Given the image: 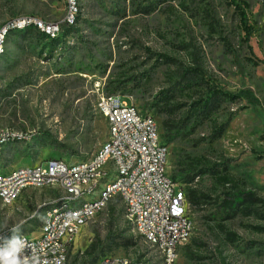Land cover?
<instances>
[{
	"label": "rangeland",
	"instance_id": "rangeland-1",
	"mask_svg": "<svg viewBox=\"0 0 264 264\" xmlns=\"http://www.w3.org/2000/svg\"><path fill=\"white\" fill-rule=\"evenodd\" d=\"M245 1L250 17L261 28L249 40L226 0H74L76 22L74 18L66 21V0H0V29L20 17L57 24L58 32L47 34L50 38L59 35L63 24L75 28L53 46L47 38L24 40L14 32L6 35L0 57V128L16 131L22 139L1 148L0 172L40 163L45 166L50 159L67 163L90 159L108 135V124L96 109L98 97L107 94V84L115 80H138L127 82L126 89L115 94L124 93L127 101L131 98L159 128L163 115L155 114L152 104L170 87V72L198 66L202 85L197 94L212 87L240 97L223 101L212 116L217 125H224L212 143L208 142L212 132L208 120L192 137L205 138L198 146L191 140L165 145L167 173L172 175L183 152L224 164L231 179L228 190L234 186L252 192L260 200L255 206L260 216L239 214L220 220L223 213L216 205L188 206L193 229L190 239L178 247L173 264H264V2ZM144 6L153 10L144 13ZM161 55L174 62H164ZM245 91L251 97L241 94ZM183 94L178 99L186 102L197 95L192 91ZM47 137L60 148L43 147ZM174 182L185 196L187 185L181 177ZM193 186L212 197L222 190L206 175L195 178ZM58 195L56 189L28 187L12 204L0 200V224H20L23 234L39 238L34 220H41L45 203ZM116 199L108 203L114 207L112 229L133 236ZM108 210L106 206L81 226L68 264H79L82 258L74 263L72 257L96 238L105 237ZM225 232L233 233L235 241L229 242ZM133 238L135 246L111 253L134 260L137 253H144L152 263L162 264L156 250L139 237ZM191 238L202 245L191 243ZM188 252L201 258L187 257Z\"/></svg>",
	"mask_w": 264,
	"mask_h": 264
},
{
	"label": "trees",
	"instance_id": "trees-1",
	"mask_svg": "<svg viewBox=\"0 0 264 264\" xmlns=\"http://www.w3.org/2000/svg\"><path fill=\"white\" fill-rule=\"evenodd\" d=\"M191 2L193 0H190ZM230 6H232L239 18V25L243 31L246 40L258 35L260 29L257 26V22L253 20L249 13V5L245 0H226ZM264 2V0H263ZM153 10L150 6H144L142 12L150 13ZM78 16L75 15L74 22L77 21ZM75 28L69 24H63L60 27V33L56 37L50 38L49 35L41 31L35 24L29 23L24 29H12L7 34L8 36L12 33L14 36L20 35L21 39L24 40H40L49 39L48 45L53 46L57 44L61 39L69 36ZM164 58V62H174L172 58L161 55ZM199 67H180L175 71L170 72L169 77L172 80L170 87L161 92L160 97L154 100L152 107L154 108V113L158 116L163 115L159 130V138L163 145L171 144L177 140H191L195 146L199 143L205 141V138H198L196 140L192 139L195 132L200 124L204 121L210 120L212 132L209 136V143L218 139L223 131L222 124L217 125L216 121L212 119V116L220 107L221 103L225 100H236L240 97V94H233L227 92L226 90L216 89L209 87L205 93H198V87H201L202 82L199 78ZM130 82L138 83L135 77H132ZM127 80H115L112 83L107 84V94L114 95L115 92L119 90H125L127 87ZM187 91H192L196 97H193L189 102L180 101L179 97L185 96L183 93ZM245 97H251L249 92L245 91ZM122 96H125L122 93ZM158 126V125H157ZM7 143L8 144H11ZM43 147L49 148H60L59 143H53L49 141V137L44 139L42 142ZM176 169L173 170L170 176L171 180L174 182L177 177H181L182 182L187 185L184 195L188 206L191 208L216 205L217 208L221 210L223 216L220 220H227L229 218L235 217L236 215H256L255 208L256 203L260 200L252 192H245L237 187L230 188V175L226 172V167L224 164L212 161L206 158L204 155H190L183 152L177 161ZM208 176L214 180L215 185L221 188L220 195L212 197L210 192L203 191L199 188L192 187L195 178L202 176ZM117 200V199H116ZM108 215H109V227H107V233L105 237L100 239H95L88 244L85 250L81 254H76L72 257V262H76L78 258H82L79 264H92L95 263L99 258L105 255H115L116 253H111L114 249L118 248H129L135 246L134 238L131 235L124 236L125 230H113V214L114 207L109 204L107 205ZM40 224V218L34 220V225ZM129 227V226H128ZM259 229V228H257ZM225 238L229 242L235 241V236L231 232H225ZM190 239V238H189ZM191 243L200 246L202 245L196 239L191 238ZM188 246L187 248H189ZM179 250V249H178ZM187 257H198L196 254L188 252L185 254ZM137 264H156L152 263L149 259H146L144 253H137L136 256Z\"/></svg>",
	"mask_w": 264,
	"mask_h": 264
},
{
	"label": "bare ground",
	"instance_id": "bare-ground-1",
	"mask_svg": "<svg viewBox=\"0 0 264 264\" xmlns=\"http://www.w3.org/2000/svg\"><path fill=\"white\" fill-rule=\"evenodd\" d=\"M74 0H72L71 5V15L69 21H72L73 10H74ZM264 18V13H263ZM31 23L30 21H20L16 26H11L4 28L0 32V57L3 51V45L7 33L12 29H17L19 27H24ZM41 31L51 36H54L52 32L45 28L41 24H35ZM96 109L99 112L100 110V101H97ZM100 113V112H99ZM131 114L134 118L141 119H150L151 115L141 112L135 105L131 106ZM108 124V135L104 144L93 154V156L85 161H77L73 163H67L60 159H50L47 162L50 164L68 166V169H76V163L81 166H90L99 161L102 152L106 150L107 147H115V125L114 123ZM152 126L150 132V143L152 146H156L157 149L164 150L163 153V162L166 165H160V177L163 178L168 183H173L170 176L167 173V156L168 150L165 145H163L159 138L157 124L152 117ZM6 130L9 132H14V136H2L0 137V150L7 143L14 142L16 140L22 139V134L8 129L0 128V132ZM145 160V152H140V150L131 151V158L128 161V166H125L122 159L119 156H106V159L96 163V166L90 167L88 172L78 175L75 177V180L65 181L63 180V174H54V179H43L40 181H31L28 184L19 185L15 189V197L13 201L17 200L22 191L27 187L34 188H44V187H57L61 195H72L74 192H79V198L74 199V203H67L65 198H57L52 204H48L49 207L44 211V214L41 217V222L39 225V231L41 236L36 239H32L27 235L23 234L25 240L29 244H37V241H43V239L48 238V231H43L47 229H52L54 223L63 221V218L72 215H81L85 211L90 210V208H95L94 213L91 215H85L83 217V222H81V217H74L71 219V226H81L86 225L89 220L98 215L108 203H100V199L104 198L106 201H112L116 198L119 199V192L109 191V189L115 188L116 185H120V182L124 178H130V174L137 172L139 166L143 164ZM113 166V169H110ZM43 167L42 164H35L31 166H21L12 170L8 173L0 172V180L11 179L15 175L29 172L30 170ZM102 171H106L104 176ZM81 189H85L81 191ZM1 195V188H0ZM3 203H12L9 198H0ZM122 207L124 209V217L127 224L130 226L133 236L139 237L142 242L150 248L156 250L159 254L160 262L162 264H173L176 259V253L178 247L187 241L193 229L192 220L189 217V208L186 202L185 196L179 193V226L176 229V236H171L169 243L164 242L160 238L152 236L150 230L143 225L142 217L140 213L134 211V201L132 198H123L121 200ZM2 235L11 236L9 230H4ZM72 227H64L63 236H71ZM72 246V239L70 237H63L61 242L55 243V246H45V245H36L35 252L33 254L38 259V264H68L70 247ZM171 252V258H168V255L165 251ZM30 254V253H29ZM53 259V260H52ZM124 262H132L133 258L122 256ZM93 264H114L113 255H106L101 257L98 261ZM116 264H128V263H116Z\"/></svg>",
	"mask_w": 264,
	"mask_h": 264
},
{
	"label": "built area",
	"instance_id": "built-area-1",
	"mask_svg": "<svg viewBox=\"0 0 264 264\" xmlns=\"http://www.w3.org/2000/svg\"><path fill=\"white\" fill-rule=\"evenodd\" d=\"M66 1L68 5L66 21L68 22L71 15L72 0ZM20 21L41 24L49 29L52 34L58 32L57 24L48 25L41 20L28 17H20L10 21L7 26L0 29V32L4 28L16 26ZM125 98L126 96L119 94H101L98 97L100 114L107 123H114L115 125V147H107L106 144V150L102 152L99 161L105 160L106 156H119L123 161L125 170V166H128V161L131 158V151L140 150V152H145V160H143V164L139 166L137 172L130 174V178L122 179L120 185H116L115 188L109 189V191L119 192L120 202L123 198H132L134 211L141 214L142 223L150 230V234L169 243L171 236H176V229L179 226L180 187L177 184L168 183L160 177V165H166V163L163 162L164 150L157 149L156 146H152L150 143V132L151 127H153L152 116L150 119L134 118L131 114V106H134V103L131 98L128 97L129 101ZM2 136H14V132L3 130L0 132V137ZM24 136L29 137L26 133ZM96 163L90 166H81L76 163V169H68V166L46 162L43 167L17 174L11 179L0 180V198H9L13 201L15 189L19 185L28 184L31 181L42 182L43 179H54V174H63V180L66 182L75 180L76 176L88 172V169L96 166ZM110 169H113V166ZM105 174L106 171H102L101 176ZM83 190L85 189H81V191ZM57 198H65L67 203H74V199L79 198V192H74L72 195H59L49 200L48 204H52ZM100 203H111V201L102 198ZM94 211L95 208H90L81 215L67 216L63 218V221L54 223L52 229L43 230L48 231V238L37 241V244H30L32 245V251L35 252L36 245L55 246V243L61 242L63 237H70L73 246L81 229V224L80 226H71V219L81 217V222H83V217L91 215ZM64 227H72L71 236H63ZM165 252L168 258H171L170 250ZM29 253L30 250H27V254ZM113 260L114 264H137L136 260L124 262L122 256L117 254L113 255Z\"/></svg>",
	"mask_w": 264,
	"mask_h": 264
},
{
	"label": "clouds",
	"instance_id": "clouds-1",
	"mask_svg": "<svg viewBox=\"0 0 264 264\" xmlns=\"http://www.w3.org/2000/svg\"><path fill=\"white\" fill-rule=\"evenodd\" d=\"M5 229L11 232L10 237L2 235ZM27 250H30V254H27ZM0 264H38L32 245L22 235V225L9 227L7 222L0 224Z\"/></svg>",
	"mask_w": 264,
	"mask_h": 264
},
{
	"label": "crops",
	"instance_id": "crops-1",
	"mask_svg": "<svg viewBox=\"0 0 264 264\" xmlns=\"http://www.w3.org/2000/svg\"><path fill=\"white\" fill-rule=\"evenodd\" d=\"M27 188H28V187H27ZM27 188H25V189L22 191V193H23L24 191L27 192ZM30 188H34V187H30ZM47 188L56 189L57 191L60 192V190H59L57 187H55V186H53V187H47ZM22 193H21V194H22ZM21 194H20V196H21ZM60 195H61V192H60ZM20 196H19V197H20ZM58 196H59V195H58ZM19 197H18V198H19ZM55 198H56V197H55ZM53 199H54V198H53ZM15 201H16V200H15ZM10 204H12V203H10ZM45 205H47V208L49 207L48 202L45 203ZM47 208H46V209H47ZM46 209H45V210H46ZM45 210H44V211H45ZM43 214H44V213H43ZM40 222H41V220H40ZM39 225H40V224H39ZM92 264H93V263H92Z\"/></svg>",
	"mask_w": 264,
	"mask_h": 264
}]
</instances>
